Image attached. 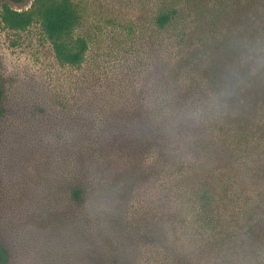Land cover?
Masks as SVG:
<instances>
[{
  "label": "rangeland",
  "instance_id": "obj_1",
  "mask_svg": "<svg viewBox=\"0 0 264 264\" xmlns=\"http://www.w3.org/2000/svg\"><path fill=\"white\" fill-rule=\"evenodd\" d=\"M75 1L87 41L78 67L55 60L37 25L0 23L4 264H224L166 230L172 181L151 169L155 144L131 124V91L165 85V34L148 27L131 48V0ZM78 182L86 203L71 202Z\"/></svg>",
  "mask_w": 264,
  "mask_h": 264
},
{
  "label": "trees",
  "instance_id": "obj_2",
  "mask_svg": "<svg viewBox=\"0 0 264 264\" xmlns=\"http://www.w3.org/2000/svg\"><path fill=\"white\" fill-rule=\"evenodd\" d=\"M80 21L75 0L0 6L4 28L37 25L61 65L83 60ZM148 27L165 34V85L131 91V124L155 144L151 169L172 181L166 230L224 264H264V0H131V48ZM1 99L0 84V115ZM81 183L70 188L74 204L88 200Z\"/></svg>",
  "mask_w": 264,
  "mask_h": 264
}]
</instances>
